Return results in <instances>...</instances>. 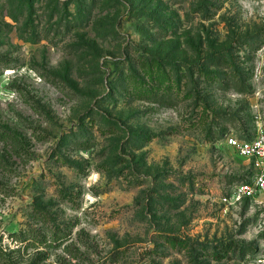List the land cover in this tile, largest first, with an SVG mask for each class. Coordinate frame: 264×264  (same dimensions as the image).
Instances as JSON below:
<instances>
[{"label":"rangeland","instance_id":"rangeland-1","mask_svg":"<svg viewBox=\"0 0 264 264\" xmlns=\"http://www.w3.org/2000/svg\"><path fill=\"white\" fill-rule=\"evenodd\" d=\"M1 129L27 146L0 141V246L264 264V197L225 200L252 166L224 142L264 133V0H0Z\"/></svg>","mask_w":264,"mask_h":264},{"label":"built area","instance_id":"built-area-1","mask_svg":"<svg viewBox=\"0 0 264 264\" xmlns=\"http://www.w3.org/2000/svg\"><path fill=\"white\" fill-rule=\"evenodd\" d=\"M224 142L239 156L250 161L252 166L250 178L230 185L225 200L239 202L244 198L254 197L256 194L264 197V133L258 131L248 139L227 135Z\"/></svg>","mask_w":264,"mask_h":264},{"label":"trees","instance_id":"trees-1","mask_svg":"<svg viewBox=\"0 0 264 264\" xmlns=\"http://www.w3.org/2000/svg\"><path fill=\"white\" fill-rule=\"evenodd\" d=\"M248 139V138H246ZM0 141L4 144V148L9 149L12 153H19L24 151L27 146V140L20 138L15 132L1 129L0 130ZM3 156L0 157V166L3 169ZM17 242H20V245L16 246L15 248L9 247H2L0 246V264H40L43 259H45L46 255L42 252V250H36L34 254L28 255L27 258L24 256L26 249L30 247L32 244L29 243L26 237L22 235H17ZM65 237V233L61 232L60 230H54L50 242H47V239L44 237L40 239L39 242L51 246V247H58L61 244V240ZM60 240V242L58 241ZM58 241V242H57ZM63 251L65 252V245L63 247ZM57 264H65L64 262H59L58 260L55 261ZM47 264H54L53 262H49ZM93 264H102V263H93Z\"/></svg>","mask_w":264,"mask_h":264}]
</instances>
